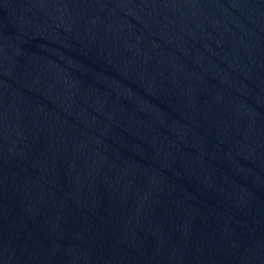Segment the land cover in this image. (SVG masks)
I'll list each match as a JSON object with an SVG mask.
<instances>
[{
  "label": "water",
  "instance_id": "water-1",
  "mask_svg": "<svg viewBox=\"0 0 264 264\" xmlns=\"http://www.w3.org/2000/svg\"><path fill=\"white\" fill-rule=\"evenodd\" d=\"M0 264H264V0H0Z\"/></svg>",
  "mask_w": 264,
  "mask_h": 264
}]
</instances>
